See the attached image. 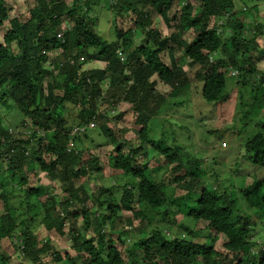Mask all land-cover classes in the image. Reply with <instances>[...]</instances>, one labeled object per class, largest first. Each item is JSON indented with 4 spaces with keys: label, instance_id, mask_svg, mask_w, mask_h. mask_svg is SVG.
Returning <instances> with one entry per match:
<instances>
[{
    "label": "trees",
    "instance_id": "16d2710c",
    "mask_svg": "<svg viewBox=\"0 0 264 264\" xmlns=\"http://www.w3.org/2000/svg\"><path fill=\"white\" fill-rule=\"evenodd\" d=\"M99 1L73 0L68 6L64 0H23L25 13L11 17L13 9L0 0V107L12 106L21 113L24 127L12 132L0 117V264H47V257L71 264H264V242L258 237L264 235V218L256 224L238 214L232 181L208 189L199 167L183 162L178 147L150 139L148 128L171 106L169 96L191 89L187 77L178 82L183 74L176 58L179 48L188 64L203 73L193 88L206 103L215 106L228 100L226 76L236 72L233 77L251 88L258 103L247 114L259 117L256 111L264 110V72L256 71L254 61L264 57L256 45L264 35L258 22L264 0H237L244 10L236 9V0H102L113 10L114 24L127 11L124 3L133 5L128 11L131 27L123 31L115 25L112 41L98 33L89 15ZM175 1L178 13L169 19ZM153 14L165 23V36L153 28ZM135 29L146 37L139 45ZM185 30L191 31L189 41L182 39ZM122 58L123 68L116 70ZM91 61L103 66L83 69ZM158 84L169 88V94L160 93ZM121 101L130 105L140 128L133 140L119 142L113 129L101 124L109 153L100 165L99 155L82 142L88 139L91 144L87 134L108 115V107L103 111L102 106L115 111ZM259 119V132L243 144L237 171L264 169V116ZM90 122L94 128L71 136L75 127ZM71 139L74 146L68 151ZM36 166L48 177L60 178L59 194L32 184ZM105 169L107 177L133 181L124 180L117 195L100 183L92 193L74 186V180L93 178ZM216 171L210 177H218ZM251 177L253 182L241 195L247 209H259L262 216L264 175L254 171ZM79 216L85 233L74 226ZM65 222L75 259L55 250V238H40L34 231L42 224L47 232L62 235ZM161 223L166 231L158 227ZM143 226L151 231L134 239L129 230ZM205 230L208 235H203ZM4 241L13 247L14 263L3 252Z\"/></svg>",
    "mask_w": 264,
    "mask_h": 264
},
{
    "label": "rangeland",
    "instance_id": "374dc122",
    "mask_svg": "<svg viewBox=\"0 0 264 264\" xmlns=\"http://www.w3.org/2000/svg\"><path fill=\"white\" fill-rule=\"evenodd\" d=\"M65 3L70 6L73 0H64ZM110 1V0H108ZM112 1V0H111ZM6 5L13 9L11 12V17L20 16L25 13V6L23 0H5ZM80 4L84 3V0H79ZM107 2L100 0L95 8L91 11L89 15L95 20V29L98 33L105 39L112 41L115 39L117 34L115 33L114 26L117 25L123 28V31H126L127 28L131 27L129 24V12L133 10V5L125 2V14L122 18L116 19V24H114V15L113 10L109 8L106 4ZM178 1L173 3V6L169 12V19L175 17L178 13ZM236 9L246 8L243 4L235 1ZM260 18L259 23L264 26V7L263 5L259 6ZM153 28L160 30L162 36H165L169 31L167 30L165 23L162 19L153 14ZM211 26V23H210ZM7 27V26H6ZM5 30V27H1ZM3 31V30H2ZM4 32V31H3ZM0 30V34H1ZM144 33L135 29L134 38L136 44H141L142 39H146L143 36ZM192 38L191 31L185 30L182 34V39L189 41ZM1 40V35H0ZM256 44L261 52H264V35L259 38ZM181 48L177 49L176 58L178 59V66L182 69L183 74L180 76L178 82L184 81V78L187 77V81L191 84V89H183L178 92L175 96H169L167 99V104L170 103L171 106L167 107L164 114L159 115L153 118L148 126L150 139L156 142H162L167 147H178L179 155L183 162L190 161L192 168L199 167L202 172V183L208 189L215 187L224 183V186L231 182L233 185L232 189L235 191V197L238 200V214L245 216L247 215L254 221L256 224H262L264 215H259L260 212L256 209L248 210L244 199L241 195V190L245 185H249L253 182L251 174L253 172L262 176L264 175V169L254 170L249 167L242 168L237 171L235 165L241 155L243 154V144L250 139L253 135L259 132V129L256 127V124L259 118L264 116V110L257 112V115H248L255 108H257L258 103L253 99V93H251L250 87H245L244 85L239 84L237 73H234L233 76H226V89L224 94H227L228 100L224 103H219L214 106V104L206 103L200 95H198L194 85H199L201 81L200 68L198 66H192L188 64V60L182 57ZM259 55V54H258ZM51 56H54L51 54ZM50 56V57H51ZM52 58V57H51ZM162 59L168 63V57L166 53L162 55ZM121 64L116 65V70L122 69L123 64H125L124 59L122 58ZM58 61V60H57ZM99 65L103 66L99 62H89L86 64L85 68H96ZM255 69L258 73L264 72V57L259 61H254ZM46 67L48 65L46 64ZM52 68L49 69H53ZM186 81V80H185ZM183 83V82H181ZM156 89L164 94L168 95L170 92L169 88L162 87L161 84H158ZM106 105V106H104ZM101 108L109 110L108 115L104 114V118L96 121V129L91 130L87 135L92 139L91 144L89 140L82 142L85 147L90 149L89 152H93L99 155L100 165L104 164L107 161V153H109L107 138L103 137L98 128L101 124H106L105 126L113 129V133L117 140L122 141L124 139L133 140L135 137V131L140 127L134 124L135 116L131 111V107L124 101H121L116 106L115 111L110 109V106L104 104ZM254 105V107H253ZM104 111V110H103ZM118 114H123L119 119L115 118ZM261 114V115H260ZM246 116V117H245ZM0 117L3 119V124L7 128H10V131H22L24 127L22 126V114L17 112L12 106H1L0 107ZM24 121L29 123L28 118H25ZM122 129L125 133H122ZM217 131V133L215 132ZM13 132V131H12ZM29 131H27L28 133ZM124 136V138H123ZM128 147L124 148L127 150ZM86 156V154H85ZM142 161V159H141ZM109 174L115 171H111L110 166H108ZM217 170L215 175L211 176V172ZM197 172V170H195ZM48 173L39 170L38 166L35 167L34 172L32 173V184L37 186H49V189H52L53 194H59L60 189V178L48 177ZM107 169L104 170L103 174H95L93 178L85 177L79 180H74V186H84L88 193L96 191L98 184L100 186L111 189L112 192L117 195L121 193L120 185L124 180L132 182L131 178H125L124 180L120 175L116 177H107ZM155 176L159 178L160 172L154 173ZM100 181V182H99ZM98 193V192H97ZM199 190H196L194 197L199 196ZM98 195V194H97ZM16 196V195H15ZM91 203V201H90ZM89 203V204H90ZM126 216H130L126 214ZM124 216V217H126ZM131 217V216H130ZM189 225V221H187ZM65 227H63V234L57 235L54 231L47 232L42 224L38 225L34 231L39 235L40 238L45 236H50L55 238L53 241V246L55 250L60 251L59 253L64 256V254L69 255L72 259H75L76 255L73 250L70 248L71 242L69 237L68 225L65 222ZM83 224V219L81 216L76 219V224L74 225L81 233H85V226ZM137 224V223H135ZM194 224V223H193ZM258 226V225H257ZM158 227L160 230L166 231V226L164 224H159ZM257 229V227H256ZM151 231V227L143 226L137 227L136 229H130L129 232L134 239H138L140 236L146 235ZM209 230L203 231V235H208ZM89 235H92L90 232ZM172 236V233L170 234ZM260 242H264V235L259 233L258 235ZM224 238L220 237L217 241L218 247L221 250V244L223 243ZM3 246V252L10 256V260L14 263L12 256L13 247L9 241H4L1 244ZM125 256V255H124ZM136 256L141 258L142 254L139 251H136ZM47 264H71L66 259L62 260L59 263L52 262L50 257H47ZM74 264H79V261L74 260ZM196 264H203L200 260Z\"/></svg>",
    "mask_w": 264,
    "mask_h": 264
},
{
    "label": "built area",
    "instance_id": "2783aa9c",
    "mask_svg": "<svg viewBox=\"0 0 264 264\" xmlns=\"http://www.w3.org/2000/svg\"><path fill=\"white\" fill-rule=\"evenodd\" d=\"M82 60V59H81ZM236 73V72H234ZM95 127V123L94 122H90L89 124L87 125H84V126H79V127H75L72 131H71V136H75V135H83L84 133H86L89 129H92ZM74 146V142L73 140L71 139L68 143V148L67 150L70 151Z\"/></svg>",
    "mask_w": 264,
    "mask_h": 264
}]
</instances>
